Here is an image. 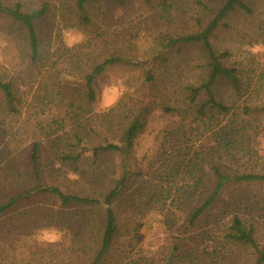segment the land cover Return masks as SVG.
Here are the masks:
<instances>
[{"label": "rangeland", "instance_id": "rangeland-1", "mask_svg": "<svg viewBox=\"0 0 264 264\" xmlns=\"http://www.w3.org/2000/svg\"><path fill=\"white\" fill-rule=\"evenodd\" d=\"M95 1V16L88 26L82 27L67 12L74 0H52L57 7L56 18L50 17L42 25L48 37L49 57L57 62V74L52 78L48 65L38 68L29 63L21 31L0 17V78L12 80L19 89L12 106L6 105L0 95V202L33 186L30 149L36 140L41 143L42 182L68 192L79 191L76 165H61L53 148L56 137L71 124L63 101L59 103V98H54L57 91H63V83L75 82L71 73L78 76L79 64L87 67L101 61L117 47H121L124 59L108 65L97 78L96 100L88 105L84 116L95 131V141L121 143L127 125L140 116L144 126L135 139L131 162L133 169L144 173L160 167L165 155L176 154L180 141L193 138L191 143L195 146L203 142L213 145L211 131L203 136V112L198 111L206 96L203 90L195 92L208 78V50L203 41L183 42L180 37L203 31L226 0H126L123 4ZM243 1L249 10L237 8L229 12L209 36L215 53L225 65L240 70L243 82L241 91L224 80L217 83L215 93L231 109L227 115L210 113L207 121L212 117L208 123L213 127L227 122L235 108L247 102L264 104V0ZM70 56L78 60L76 67L71 61L67 68L59 65ZM32 72L37 78L29 79ZM69 92L70 97L78 95ZM243 117L237 114L238 121ZM241 123L254 127L249 142L264 158V113L244 117ZM168 130L173 132L172 138L165 137ZM84 141L88 143L89 139ZM121 160L118 152L105 157V173L117 177ZM136 179L132 177V187ZM60 209V200L52 195L19 198L0 216V264H32L37 260L76 263L81 254L74 245L73 221L78 210L67 208V217L62 218ZM172 211L165 216V212L151 210L139 220L144 234L139 247L155 264H185L179 256H173L174 245L181 240L178 233L184 215L178 209ZM121 212L124 218L132 217L124 208ZM167 219L172 223L167 224ZM257 223L263 237L264 218ZM125 240L122 238L120 243L128 244ZM195 240L182 238L180 242L185 248H192L200 238ZM213 246L211 240L201 243L204 264H248L247 252L236 250L215 257ZM118 262L117 257H111L106 264Z\"/></svg>", "mask_w": 264, "mask_h": 264}, {"label": "trees", "instance_id": "trees-1", "mask_svg": "<svg viewBox=\"0 0 264 264\" xmlns=\"http://www.w3.org/2000/svg\"><path fill=\"white\" fill-rule=\"evenodd\" d=\"M104 1L123 4L126 0ZM95 4V0H74L67 12L72 13L75 23L86 27L95 16L92 11ZM237 8L249 10L243 0H226L203 31L180 37L183 42L203 41L208 50V78L196 87L195 92L203 90L206 96L198 111L203 112V136L211 131L214 135L213 145L203 142L195 146L196 143H191L193 138L180 141L176 154L165 155L160 167L144 173L133 169L131 162L135 139L144 126L140 116L127 125L121 143L95 141V131L84 116L89 111L88 105L96 100L94 83L97 78L108 65L124 59L121 47H117L101 61H94L87 67L79 64L78 76L71 73L75 82L63 83V91H57L54 98L56 101L59 98V103L63 101L71 124L65 123L67 127L62 135L56 137L53 148L61 165H76L74 170L80 176L76 181L79 191L68 192L57 185L42 182L39 166L41 143L36 140L30 149L34 184L24 192L1 201L0 216L23 196L52 195L60 200L62 218L67 217V208L75 207L78 210L79 215L73 221L76 225L74 245L81 254L73 264H106L111 257H117L118 264H155L142 254L139 247L144 238L139 220L151 210L165 212L166 216L175 208L183 213L184 219L178 233L181 240L174 245L173 256H179L185 264H204L200 245L205 240L213 242L212 255L215 257L240 250L249 254L248 264H264V236L259 233L257 223L264 218V158L249 142L254 136V127L241 123L244 117L264 113V104L251 105L247 102L235 108L230 119L218 127L208 123L212 117L207 121L210 113L227 115L231 109L215 93L219 81L224 80L233 89L242 90L240 70L225 65L209 41L210 34L220 21ZM56 12L57 7L52 0H39L33 4H28L27 0H0V17H5L21 31V41L26 45L29 63L38 68L48 65L51 78L57 74V62H52L49 57L46 45L48 37L42 31V25L50 17L55 19ZM77 61L70 56L66 63L59 65L67 68L69 62L76 67ZM28 76L35 79L38 75L32 72ZM18 90L12 80L0 78V95L6 105H13L18 98ZM69 91L78 95L71 93L73 95L70 97ZM238 113L244 116L239 118L241 121L237 120ZM196 130L197 127L193 129ZM165 137L172 138L173 132L168 130ZM85 139H89V142L86 143ZM113 152L122 156L119 175L114 178L105 173L107 169L104 168V165L108 166L104 158ZM134 176L137 179L132 182V187ZM123 208L131 212L132 217H122ZM166 222L172 223L169 219ZM62 223L67 224L63 219ZM201 226L206 229H201ZM197 228H200L199 232H196ZM124 237L128 243L126 245L130 247L120 243ZM182 238L200 240L194 247L185 248L180 242ZM32 264L58 263L37 260Z\"/></svg>", "mask_w": 264, "mask_h": 264}]
</instances>
